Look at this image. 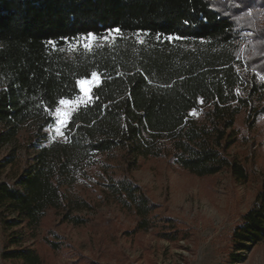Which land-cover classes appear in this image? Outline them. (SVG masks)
<instances>
[{
  "label": "trees",
  "instance_id": "1",
  "mask_svg": "<svg viewBox=\"0 0 264 264\" xmlns=\"http://www.w3.org/2000/svg\"><path fill=\"white\" fill-rule=\"evenodd\" d=\"M257 4L264 8V0H0V148L26 130L34 150L15 181L0 180L2 261L45 264L34 247L42 217L52 209L69 218L64 189L97 154L119 149L131 168L138 157H168L197 176L229 168L246 177L226 150L236 116L264 111V25L249 14ZM110 31V42L79 44ZM92 72L100 79L72 111L65 139L49 141L59 99H77L76 81ZM117 183L116 201L147 216L141 189ZM139 227H149L145 218ZM231 240L235 263L264 241V181Z\"/></svg>",
  "mask_w": 264,
  "mask_h": 264
},
{
  "label": "rangeland",
  "instance_id": "2",
  "mask_svg": "<svg viewBox=\"0 0 264 264\" xmlns=\"http://www.w3.org/2000/svg\"><path fill=\"white\" fill-rule=\"evenodd\" d=\"M253 11L264 25V8L258 5L249 14ZM251 34L245 31L246 36ZM113 38V33L87 41L84 37L79 44L83 48L86 42L97 47ZM89 87L84 85L85 89ZM88 98L81 92L72 100L71 108L60 104L56 108L72 112ZM52 115L56 118V109ZM55 128L54 123L45 129L47 139L64 140L63 128L62 135ZM229 134L233 141L226 151L243 166L245 178L229 168L197 176L168 157H138L137 165L131 168L119 149L97 154L95 163L64 189L69 218L64 220L52 209L42 217L34 247L44 263L264 264V241L242 253L243 259L235 263L231 240L233 229L253 205L264 181V111L257 115L241 112ZM31 138L32 132L22 130L14 145L0 148V180L15 181L30 162L34 153L28 148ZM10 158L13 161L7 162ZM126 179L145 194L151 206L147 216L140 215L134 203L126 206L116 201L110 191V186ZM73 217L82 223L70 221ZM144 218L148 228L139 227ZM1 249L0 235V253ZM0 264H6L1 257Z\"/></svg>",
  "mask_w": 264,
  "mask_h": 264
},
{
  "label": "snow or ice",
  "instance_id": "3",
  "mask_svg": "<svg viewBox=\"0 0 264 264\" xmlns=\"http://www.w3.org/2000/svg\"><path fill=\"white\" fill-rule=\"evenodd\" d=\"M112 31H115L116 33H119V29H115V30H112ZM111 31L109 33V35H111ZM174 37H169V39H173ZM94 40L96 39V37L92 34V33H88L87 36L85 37V40ZM103 39L107 40L108 39V36H105ZM86 49H89L91 48V45L89 43H84L83 45ZM100 79V75L99 73L97 72H92L91 74H85L82 78L78 79L76 81V85H77V88L84 94V95H87V96H91V94L93 93V89L95 87V84L94 82L95 81H98ZM85 84H89L90 87L85 89L84 88V85ZM58 103L60 105H67L69 108H71L73 106V101H71L70 99L68 98H60ZM195 114V113H193ZM74 117V113L73 112H68V111H61L60 108H56V118H55V124H56V128H55V131L58 133V134H63L61 129L67 124L68 120L66 118H73Z\"/></svg>",
  "mask_w": 264,
  "mask_h": 264
}]
</instances>
